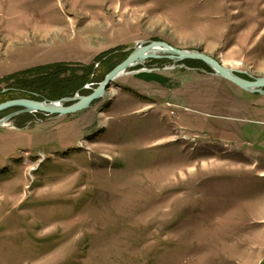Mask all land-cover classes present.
<instances>
[{"label":"rangeland","instance_id":"rangeland-1","mask_svg":"<svg viewBox=\"0 0 264 264\" xmlns=\"http://www.w3.org/2000/svg\"><path fill=\"white\" fill-rule=\"evenodd\" d=\"M148 41L264 77V0H0V77ZM210 70L147 59L1 126L0 264H264V94Z\"/></svg>","mask_w":264,"mask_h":264},{"label":"water","instance_id":"water-1","mask_svg":"<svg viewBox=\"0 0 264 264\" xmlns=\"http://www.w3.org/2000/svg\"><path fill=\"white\" fill-rule=\"evenodd\" d=\"M167 58L173 61H183L186 59L200 60L211 68L216 75L234 83L240 88L264 94V77L244 78L239 75L240 71H236L225 66L210 55L201 51H190L175 48L164 41H148L136 44L133 50L114 66L103 78L99 84L91 89V92L85 95L75 93L71 97H62L58 100H37L27 97L9 99L0 103V112L8 108L19 107L18 110L7 114L0 118V127L4 126L7 121L19 114L42 112L46 114H55L63 116L88 108L91 103L104 97L107 94L109 84L117 77L147 59ZM85 88H87L85 86ZM69 103V104H67Z\"/></svg>","mask_w":264,"mask_h":264},{"label":"trees","instance_id":"trees-1","mask_svg":"<svg viewBox=\"0 0 264 264\" xmlns=\"http://www.w3.org/2000/svg\"><path fill=\"white\" fill-rule=\"evenodd\" d=\"M128 54L123 52V46H116L99 53L89 64L58 61L34 65L6 74L0 77V103L18 97L58 100L62 97H71L76 92L88 94L91 89H85L83 86L92 82H96L95 85L101 82L104 76ZM116 58L118 60L115 61ZM182 63L189 67L203 66L210 70L200 60L186 59ZM241 76L246 78L244 75ZM4 89L6 91H3ZM109 106L107 104V107ZM7 112L10 110L1 111L0 118ZM28 116L29 114H24L16 117L22 120L21 123H17L18 127H23Z\"/></svg>","mask_w":264,"mask_h":264}]
</instances>
